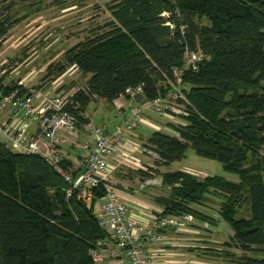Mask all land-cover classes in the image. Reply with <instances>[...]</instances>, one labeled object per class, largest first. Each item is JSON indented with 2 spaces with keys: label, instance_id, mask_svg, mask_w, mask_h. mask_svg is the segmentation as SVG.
I'll list each match as a JSON object with an SVG mask.
<instances>
[{
  "label": "trees",
  "instance_id": "obj_1",
  "mask_svg": "<svg viewBox=\"0 0 264 264\" xmlns=\"http://www.w3.org/2000/svg\"><path fill=\"white\" fill-rule=\"evenodd\" d=\"M112 1L108 29L78 41L56 66V74L75 66L88 75L85 90L73 99L79 103L73 110L77 125L88 121L83 114L93 97L119 102L126 88L141 85L145 102L165 96L175 84L184 97L177 99L182 123L172 134L151 132L144 143L155 153L157 169L191 147L238 179L162 172L170 188L156 198L162 214L215 224L192 205L218 195L233 243L243 252L264 253V0ZM4 2H10L7 10L14 4ZM14 23L1 13L0 37ZM191 52L200 55L195 69L186 63ZM174 68L182 69L179 80ZM62 164L72 168L66 158ZM66 188L41 156L0 140V264H93L90 250L106 235L94 200L104 191L93 189L87 203L75 193L67 196ZM242 206L248 216L239 218ZM242 258V264H264V256Z\"/></svg>",
  "mask_w": 264,
  "mask_h": 264
},
{
  "label": "built area",
  "instance_id": "obj_2",
  "mask_svg": "<svg viewBox=\"0 0 264 264\" xmlns=\"http://www.w3.org/2000/svg\"><path fill=\"white\" fill-rule=\"evenodd\" d=\"M199 58L198 53H188L186 63L195 69V61ZM181 73L182 69H173L178 80ZM23 86L21 82L0 84V140L16 151L41 156L67 183V196L75 193L78 199L86 202L93 197V189H103L102 203L96 217L106 235L90 250L93 264H157L149 249L159 237L149 227L155 230L166 227L182 229L191 220V216H166L162 211L152 210L144 219L137 221L122 195L124 191L110 181L115 168L109 166V161L120 149H124L122 163L143 168L135 156L150 154L152 151L132 140L129 135L140 129L146 121L143 109H149L155 115L167 119L182 115L183 109L177 104V99L184 97L179 89L172 84L173 88L168 94L163 96L158 93L154 99L143 102L138 109L129 112L116 109V120L109 121L113 128L108 130L89 120L81 123L80 128L77 125L79 115L73 110L78 108L79 103L73 104V99L85 89L77 88L47 96L42 92H24ZM142 93L141 85L128 87L121 99L124 96L135 99ZM37 100L40 102L36 103ZM31 123L37 127L33 133L28 131ZM81 136L88 138L79 141ZM71 139H75L76 147L87 152L77 169L62 164L66 158L63 146ZM159 183L157 177H144L138 182V190Z\"/></svg>",
  "mask_w": 264,
  "mask_h": 264
},
{
  "label": "rangeland",
  "instance_id": "obj_3",
  "mask_svg": "<svg viewBox=\"0 0 264 264\" xmlns=\"http://www.w3.org/2000/svg\"><path fill=\"white\" fill-rule=\"evenodd\" d=\"M12 1L14 4L8 10L6 5L10 2L0 4V14H8L11 20L15 21L8 32L0 37L1 84L22 82L25 85L23 86L24 92H42L47 96L85 87L88 75L83 74L75 66H68L60 74H56V66L59 62H64L63 57L66 51L78 41L108 29L109 23H111L110 8L116 2L112 0ZM177 84L180 86L182 83L179 81ZM141 100L140 96L131 99L132 103L128 105L129 108H140L143 103ZM118 108L125 109L120 102L109 103L97 96L96 99L91 98L85 114L92 119L95 125L111 130L113 126L109 121L116 120L115 115ZM143 111L145 120L157 123L161 130L170 134L173 133L175 125L183 121L179 117L167 119L157 116L149 109H143ZM150 133L142 132L138 138L141 142L137 143L144 146ZM84 137L81 136L78 140L82 141ZM143 155L147 162H151L150 170L154 171V177L160 181L159 184L147 187L148 197L155 194L168 195L170 188L163 183L161 176V173L165 171H186L200 178L206 175H221L228 180L236 181L238 179L236 174L225 172L219 162L197 155L191 147L186 149L183 158L168 165H162L158 169L155 164L156 156L152 152ZM127 175L125 178H130L131 174ZM148 175L145 174L144 177H149ZM141 176L133 174L130 181L123 182L116 180L117 176L114 179L112 174L110 181L117 187L134 190V188H129V185L136 182L131 179L138 178L140 181L143 178ZM137 194L146 193L139 190ZM86 202L89 203L90 200ZM101 202L102 198L94 200L95 215L99 211ZM221 202L222 199L218 195H208L201 204L192 205L203 215L211 217L215 224L191 217V220L182 229L173 228L177 232H185L186 229L195 231L193 237L187 240L192 244L207 243L212 247L213 249L207 251H210L209 258L214 259L213 264H242L239 260L243 259V256H264L262 252H243L233 243L231 240L232 230L225 221L221 220L219 215ZM243 216H248L245 206L241 207L237 215L239 218ZM220 221L221 223H219ZM225 243H229V245L225 246ZM225 252H228L229 255H225Z\"/></svg>",
  "mask_w": 264,
  "mask_h": 264
},
{
  "label": "crops",
  "instance_id": "obj_4",
  "mask_svg": "<svg viewBox=\"0 0 264 264\" xmlns=\"http://www.w3.org/2000/svg\"><path fill=\"white\" fill-rule=\"evenodd\" d=\"M22 83V82H21ZM40 101L37 100L36 103H39ZM122 106L125 108V112H129L131 110L129 108V104H131V99L125 98L121 99L119 101ZM86 110V109H85ZM83 116L89 120L92 121V119L85 114ZM81 124V122H80ZM37 129L36 124L31 123L29 125V133L35 132ZM162 131L160 126L157 123L149 122L146 120L142 127L133 133L129 135V137L139 142L141 133L142 132H153V131ZM149 136V135H148ZM148 138V137H147ZM2 140V138L0 137ZM141 142V141H140ZM75 139H71V141L63 146V153L68 159V161L71 162V166L73 169H77L80 167L83 157L86 156L87 152L84 149H80L74 145ZM83 151V152H82ZM125 152L124 149H120L119 153L115 155L112 159L109 161V166L111 168H115L113 170V178L116 180L121 181H130L131 176L133 174L135 175H142L144 178L145 174H148L152 168L151 162H147L145 160L144 155H137L135 156L141 165H143V168H136L131 167L128 164H123L122 162V154ZM154 155L155 153L152 152ZM156 156V155H155ZM131 174L130 178H125L128 175ZM127 175V176H126ZM141 176V177H142ZM225 177V176H224ZM226 178V177H225ZM142 179V178H141ZM131 180H135V184L129 185V188H134V190H127L126 188H121L124 191L122 194L124 199L129 203V207L131 208L132 212L134 213V217L137 221H140L144 219V216L147 215L149 211L155 210V211H163L164 206L157 202L156 198L159 196H165V195H153L148 197V190L145 188L142 190L143 193L138 195V178H132ZM117 181V182H119ZM128 184V183H127ZM124 186V185H123ZM102 203V202H101ZM101 205V204H100ZM100 208V207H99ZM200 211V210H199ZM201 212V211H200ZM170 216V215H166ZM221 223V221L219 222ZM149 230L156 232L158 234V239L153 242V244L150 247V253L152 256L156 259L157 264H213L212 262L214 259L209 258V252L207 250L213 249L207 243H196L192 244L187 239H190L193 237L192 235L195 234L191 229H186L185 232H177L173 227H167L164 229H157L155 230L154 227L150 226Z\"/></svg>",
  "mask_w": 264,
  "mask_h": 264
}]
</instances>
